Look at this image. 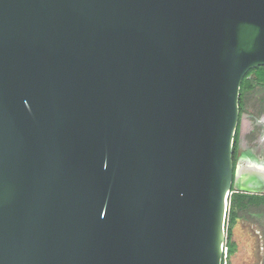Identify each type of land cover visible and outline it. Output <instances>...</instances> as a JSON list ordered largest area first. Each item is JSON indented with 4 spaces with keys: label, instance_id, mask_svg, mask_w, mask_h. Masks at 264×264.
<instances>
[{
    "label": "water",
    "instance_id": "water-1",
    "mask_svg": "<svg viewBox=\"0 0 264 264\" xmlns=\"http://www.w3.org/2000/svg\"><path fill=\"white\" fill-rule=\"evenodd\" d=\"M264 0H0V264H222Z\"/></svg>",
    "mask_w": 264,
    "mask_h": 264
},
{
    "label": "rangeland",
    "instance_id": "rangeland-1",
    "mask_svg": "<svg viewBox=\"0 0 264 264\" xmlns=\"http://www.w3.org/2000/svg\"><path fill=\"white\" fill-rule=\"evenodd\" d=\"M256 77V73L252 72L249 75V80L252 81ZM254 94V89L248 93L251 99L247 98L245 106L241 109L237 138L238 148L240 151L246 150L247 153L254 156L264 157V148L255 152L252 150L253 143L248 140V135L253 134L256 137L263 127L257 123L261 115L253 111ZM231 240L235 244V250L229 255L227 264H264V217L260 216L259 219L238 218L232 227Z\"/></svg>",
    "mask_w": 264,
    "mask_h": 264
},
{
    "label": "trees",
    "instance_id": "trees-1",
    "mask_svg": "<svg viewBox=\"0 0 264 264\" xmlns=\"http://www.w3.org/2000/svg\"><path fill=\"white\" fill-rule=\"evenodd\" d=\"M252 72L256 73L257 76L256 80L260 82H264V66L252 68L247 72L240 86L242 96L246 94L245 103L247 102L248 99H251V96H248V93L250 92V89H252L253 87L251 81L249 80V75ZM240 101L241 104L244 103L243 98L242 99L240 98ZM253 111L258 115L264 112V93L262 95V98L260 99V102L253 104ZM236 142H237V131L234 136L233 153H235L236 150V145H237ZM258 215L264 217V194L258 195L255 193L242 192V191H237L235 189H231L227 199L224 250L221 261L222 264L228 263L229 255L235 250V244L231 240L232 227L235 224V221L238 218L259 219L260 216Z\"/></svg>",
    "mask_w": 264,
    "mask_h": 264
},
{
    "label": "flooded vegetation",
    "instance_id": "flooded-vegetation-1",
    "mask_svg": "<svg viewBox=\"0 0 264 264\" xmlns=\"http://www.w3.org/2000/svg\"><path fill=\"white\" fill-rule=\"evenodd\" d=\"M251 83H252L253 87H252V89H250V91L253 89L255 91V94L253 96L254 97L253 104L259 103L260 99L262 98V95L264 93V82H260L256 79H253L251 81ZM240 98L241 99L243 98V101H244L243 104H241ZM245 98H246V94H245V97H243L241 94V90H240V92H239V118H240L241 109L245 106L244 105L245 104ZM260 115L261 116L257 120V123H259V125L263 126L261 131L259 132V134L256 137L253 134L248 135V140H251V142L253 143L252 150L255 152L256 151L259 152L260 149L264 148V112ZM238 126H239V120H238V124L236 127L237 138H238ZM236 131H235V133H236ZM233 144H234V140H233ZM236 144H237L236 150H235V153H233V170H234V173H236V172L240 173V171L242 169L247 170V171H251V172H256V171L258 172L259 170H264V157H262L260 155L254 156L250 153H247L246 150L240 151L238 148V145H239L238 139H237ZM255 194H257V193H255ZM261 194H264V193H261Z\"/></svg>",
    "mask_w": 264,
    "mask_h": 264
}]
</instances>
